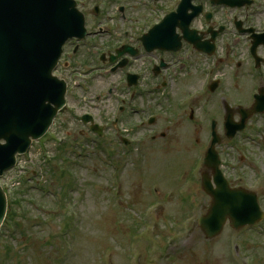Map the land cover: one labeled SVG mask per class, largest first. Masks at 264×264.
Listing matches in <instances>:
<instances>
[{
  "label": "rangeland",
  "instance_id": "374dc122",
  "mask_svg": "<svg viewBox=\"0 0 264 264\" xmlns=\"http://www.w3.org/2000/svg\"><path fill=\"white\" fill-rule=\"evenodd\" d=\"M64 133L63 131L62 134ZM82 141L87 143V139ZM190 144L191 137L184 130L180 131L179 136L147 142L144 145L148 152L145 170L140 173L131 163L125 167L122 179L123 199L120 205L113 196L111 170L104 153H100L92 143L87 144L88 146L85 144L89 147V152L84 158L77 159L76 153L78 154L79 150L74 151L76 153L73 166L78 179V190L74 194L72 227L65 243L62 238L52 240L53 237L64 235L60 220L55 221L46 207H40L50 205L52 199L48 197L42 200V193L36 183L48 186L53 178L43 171L42 164H27V176L22 178L31 179L27 183V187L31 188L29 195L34 197L36 202L39 201L40 206L30 202V206L25 207L31 212L34 223L23 218V208H18L16 222L21 224L22 231L19 229L17 240L12 241L15 249L11 253L10 261L5 258L7 251L4 248L9 238L3 237L0 240V261L6 264H140L134 261L133 256L135 255L136 260L138 255H143L152 248L151 233L136 237L140 227L132 221L130 215L143 212L146 205L153 203L154 200L149 195L150 185L157 181L155 172L165 171V178L172 179L177 176L174 171H178L190 158L187 148ZM48 146L50 156H53L55 148L52 143H48ZM69 155L72 156V153ZM97 155H103L106 163L99 162ZM119 157L123 161L127 159L121 154ZM33 172L36 174L34 179ZM178 173L183 174V170L180 169ZM180 180L177 178V182ZM14 183L8 184L11 191L18 188ZM176 207L177 203L173 206L171 202L167 203L161 216L152 210L147 211L145 222L149 228L154 226L155 219L173 224L171 230L165 227L168 226L167 223L162 228L168 238L165 244L166 256L158 257L155 264H242L243 254L240 248L239 255L233 253L234 245L239 244L241 240L249 246L251 254L248 255H252L255 264H264V224L256 230L243 232L241 237L237 235L235 239H232L235 234L231 229L226 228L221 236L208 241L198 228L199 214L195 212L194 218L183 222V217H179ZM199 210L202 214L204 209L201 207ZM155 229L160 232L158 228ZM156 256L157 253L153 259ZM141 264H146L143 259Z\"/></svg>",
  "mask_w": 264,
  "mask_h": 264
}]
</instances>
